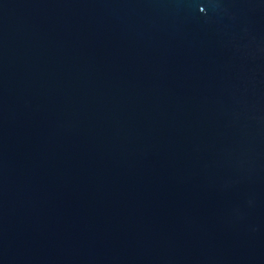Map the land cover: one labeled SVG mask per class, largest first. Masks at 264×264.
<instances>
[{
  "label": "water",
  "instance_id": "obj_1",
  "mask_svg": "<svg viewBox=\"0 0 264 264\" xmlns=\"http://www.w3.org/2000/svg\"><path fill=\"white\" fill-rule=\"evenodd\" d=\"M0 264H264V0H0Z\"/></svg>",
  "mask_w": 264,
  "mask_h": 264
}]
</instances>
